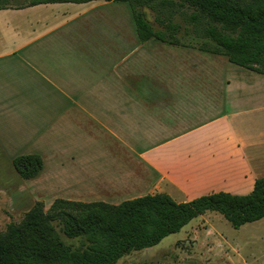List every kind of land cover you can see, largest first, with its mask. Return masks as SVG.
<instances>
[{"label":"crops","instance_id":"crops-1","mask_svg":"<svg viewBox=\"0 0 264 264\" xmlns=\"http://www.w3.org/2000/svg\"><path fill=\"white\" fill-rule=\"evenodd\" d=\"M112 3L0 9L1 200L250 190L264 176V74L238 72L214 90L208 65L197 67L207 56L180 40H130ZM27 153L42 168L22 179L12 159Z\"/></svg>","mask_w":264,"mask_h":264},{"label":"trees","instance_id":"trees-1","mask_svg":"<svg viewBox=\"0 0 264 264\" xmlns=\"http://www.w3.org/2000/svg\"><path fill=\"white\" fill-rule=\"evenodd\" d=\"M91 0H29L12 4L0 0V9L44 2ZM109 1V0H107ZM126 2L140 41L157 39L178 43L174 13L185 14L198 49L224 56L228 62L264 74V0H112ZM144 8L156 14L155 29ZM187 11V12H185ZM12 165L22 179L42 168L37 153L15 156ZM207 211L221 214L233 228L264 219V176L257 177L246 193L211 191L186 201L165 192L103 201L55 199L47 210L42 201L10 222L0 233V264H116L132 251L157 245ZM78 244L66 243L58 229Z\"/></svg>","mask_w":264,"mask_h":264},{"label":"rangeland","instance_id":"rangeland-1","mask_svg":"<svg viewBox=\"0 0 264 264\" xmlns=\"http://www.w3.org/2000/svg\"><path fill=\"white\" fill-rule=\"evenodd\" d=\"M28 1L11 0V3L21 4ZM112 4L113 7L122 10L123 17L127 13L130 40L138 39L129 5L126 2L116 1ZM144 12L155 29L162 28L156 22L155 13L147 8H144ZM184 15L178 12L172 17V21L179 26L176 36L180 41L194 48V52H200L201 55L209 58L204 60V64L198 62L197 67L200 70L199 67L204 65L203 71H206L205 66L208 65L210 88H215L214 90L221 87L227 88L229 85L226 80L232 83L238 72L250 71L228 62L224 56L199 50L197 47L203 40L194 35L192 26L185 20ZM168 47L180 49L171 45ZM236 81L245 80L236 79ZM213 97L215 95H210V98ZM227 181L230 179L226 178L225 182ZM248 191L249 189H242L232 192L246 193ZM29 208L8 206L0 198V233L5 231L8 223L20 221ZM47 209L48 207H45V210ZM57 229L66 243H79L77 239L68 238L59 228ZM116 264H264V219L233 228L221 214L207 211L192 219L179 232L164 237L157 245L125 254Z\"/></svg>","mask_w":264,"mask_h":264}]
</instances>
